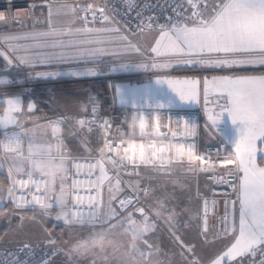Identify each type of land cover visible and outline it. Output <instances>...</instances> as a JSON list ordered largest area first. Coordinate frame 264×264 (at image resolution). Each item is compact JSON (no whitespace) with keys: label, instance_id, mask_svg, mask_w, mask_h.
Returning <instances> with one entry per match:
<instances>
[{"label":"snow or ice","instance_id":"snow-or-ice-1","mask_svg":"<svg viewBox=\"0 0 264 264\" xmlns=\"http://www.w3.org/2000/svg\"><path fill=\"white\" fill-rule=\"evenodd\" d=\"M106 9V4L47 0L46 12L35 22L42 28L0 34V58L5 71L13 66L24 67L30 70L29 78L95 76L105 57L117 58L118 62L109 65L111 72L143 71L155 77L154 84L150 79L142 86L116 85L122 106L138 112L171 110V101L162 93L166 85L180 101L202 105L209 122L204 127L210 135H219L223 154L220 149L214 156L205 154L207 162L198 164L204 157L198 154L197 144L185 141L198 135L199 125L188 119H177L175 129L170 122L167 131L162 132L157 118L152 135L174 139V149L152 140L147 146L141 141L137 150L134 132L128 135L116 129L112 134L106 120L97 123L96 119L73 117L78 128L91 133L92 125H96L101 133L94 155L88 140L82 139L86 155L74 156L61 134L68 117L25 127L19 117L31 113L36 105L25 103L23 94L8 95L2 100L5 107L0 113V169L7 171V182H0V200L7 198L11 202L9 214L18 215L21 226L26 220L37 221L35 215H25V210L39 211L43 218L54 217L67 229L65 254L94 256L97 260L93 264H163L155 238L161 231L158 223L167 228L171 240L181 248L185 264H243L246 256L264 254V72L202 79L171 75L175 65L264 67V0H181L175 15L166 23L137 13L135 30L121 25ZM148 33L155 34L153 42L142 45L136 37ZM130 55L139 57L138 61L123 60ZM77 62H83L84 67L37 71V66ZM13 83L23 81L0 77V86ZM91 112L97 114L95 106ZM225 114L233 125H242L237 138L220 127ZM147 127L142 119L141 137ZM215 158H219L222 172L217 173ZM173 164L186 165L193 174L216 173L211 179L231 189L220 197L224 212L215 232L209 226L210 208H216L218 202L215 193L209 201L197 190L202 212L185 210L189 220L200 221L198 234L203 243L224 242V247L207 261L197 257L195 244L186 243L178 234L181 226L190 227L187 221L180 220V213L165 199L155 198L149 203L154 189L142 188L139 179L124 180L121 175L127 172L129 176H139L141 166L149 165L153 172L169 174ZM81 189L85 195L80 194ZM4 215L0 211V217ZM77 228L86 233L73 239L72 232ZM45 233L51 257L65 252L48 229ZM25 249L31 255L27 242L18 251ZM51 257L36 264H54ZM13 264L29 262L16 259ZM259 264H264V259Z\"/></svg>","mask_w":264,"mask_h":264},{"label":"built area","instance_id":"built-area-1","mask_svg":"<svg viewBox=\"0 0 264 264\" xmlns=\"http://www.w3.org/2000/svg\"><path fill=\"white\" fill-rule=\"evenodd\" d=\"M69 3L73 4H87L92 3L94 5H103L106 4L108 6V9L111 10L112 15L115 17L117 21L121 23V25H126L129 29L135 30L136 24L138 23V16L137 13H141L142 16L148 17L151 16L155 19H157L160 23H166L168 17L175 15V9L177 6L181 3V0H131L132 7L129 8V0H68ZM47 0H0V15L4 17L3 20H0V33L6 32L11 29L12 25L15 24V22L18 19V14H24L26 18H29V7L30 6H46ZM106 9V10H108ZM99 11V9H96ZM97 26H99V23H97ZM20 69V68H18ZM14 89H18L17 87H14ZM22 91H24L27 94L33 93L35 86L31 84H24L22 87H20ZM143 114V116L146 118L148 127L145 129V132L151 131V133L155 130V124L157 121V118L159 119V123L161 126V131L165 132L167 131V128L171 122V125L173 129H175V122L177 119L183 120L188 119L190 121H195L198 127V135L196 137H189L185 142H195L197 144V152L198 154L202 155L204 159L201 161H198V164H204L207 162V155H212L216 153L218 149L223 154V147L221 145V140L219 138L218 134H213L214 141L210 144H202L201 143V123L204 121V109L201 107L197 112H191L186 114L181 113H172L168 111H136V110H127L125 108L119 107V105L115 102V99L110 96V109L107 114L99 115L96 114L90 115V116H83L77 117L81 119H86L87 121H92L93 119L97 120V123H100L102 121H108L111 125V132L112 134L116 133V129H119L121 133H127L128 135H131L133 133V129L130 127V123L132 120V117L134 115L139 116ZM61 117L49 119L45 122V124L48 123V121H54L57 119H60ZM25 127L26 125L22 123ZM93 131L91 133H88L86 129H80L77 127L76 123L74 122L73 126H70L67 124V121L62 125V135L65 137V131L69 130V132L77 137L82 139H87L88 144H91L92 141H96V148L99 147V136H100V130L96 127V125H92ZM139 122H137V128L135 130V143L137 144V150L139 143L143 141L145 145L148 144L149 137L143 136L141 137L139 134ZM3 138V137H2ZM1 138V139H2ZM125 139H128V136H125ZM151 140H157L158 142L163 143H172L175 144L176 141L174 139H165L162 136H156L151 135ZM162 144V143H161ZM127 146V145H125ZM93 150V155L95 154V149ZM215 162L217 164V173L223 171V166H221L219 158H215ZM176 166H181L187 169L186 165H179V164H173L171 166L170 175L173 176V169ZM227 167H232V165L228 164ZM128 171H131V168H129ZM140 175L136 176L133 174L132 176L127 175V172H122L121 175L124 180H137L139 179L141 181V187H150V183L152 179L159 177L160 173L153 172L152 166H141L140 168ZM216 173H205V172H199V173H191L188 177L194 182L196 193L197 190L200 191V187L203 183H206L209 185L208 189V198L212 200L215 198L219 201L223 202V199L220 197L225 194L229 193L231 189L225 184H218L215 183L211 177ZM83 179L84 177H79ZM151 188V187H150ZM125 191H128L127 188H125ZM195 193V196H196ZM200 193V192H199ZM81 195H85V190H80ZM201 194V193H200ZM201 196L205 197L204 194H201ZM198 199V198H196ZM200 200V199H199ZM30 211V210H25ZM39 212V211H36ZM24 244L18 245V246H0V264H13V261L16 259H19L21 261L28 260L29 264H36V262H42L44 259H48L51 257L52 250L47 248H36L31 246L32 252L31 255L28 254V250L25 249L24 251H18L23 247ZM52 258V257H51ZM261 259H264V254L257 252L255 256H246L244 258L243 264H259V261Z\"/></svg>","mask_w":264,"mask_h":264},{"label":"crops","instance_id":"crops-1","mask_svg":"<svg viewBox=\"0 0 264 264\" xmlns=\"http://www.w3.org/2000/svg\"><path fill=\"white\" fill-rule=\"evenodd\" d=\"M38 8V7H37ZM36 7L32 8V16L33 18H26L24 15H20L18 18V22L16 21L15 24L12 25L11 29L6 32H1L0 34L4 33H22L27 31H32L35 28H42L43 25H37L36 19L42 18V13L46 12V6H41L37 9ZM35 18V19H34ZM22 22V23H21ZM21 23V24H20ZM0 47H3V44L0 43ZM109 59L111 57H105V63L101 65L100 72L95 76H59L54 78H29L27 73L30 71L24 67H20V69L16 67H11L7 71L4 69V61L0 58V77L8 76L10 79L17 81L22 80L23 83H13L9 86H0V113L3 112L5 105L2 103V100L5 96L12 95V94H23V99L25 103L32 102L36 105V108L27 115H21L19 117L20 123H24L26 127L34 126V125H46L45 122L48 120V114H58V117H68L67 122H71L70 126L74 125L73 117H78L79 115L84 112L85 108L87 109L86 112L91 111L92 107L95 106L97 111L99 109V105L96 101L95 96L89 91L86 90L81 84L95 81V80H105L107 82L112 81H119L126 79L127 77L134 78V79H141L142 77L150 78L152 74H147L145 76H141L138 73H126V72H111L109 69ZM107 65V67L105 66ZM89 67L91 65H88ZM189 68H183V72L178 74V78H203V77H211L213 75H228L233 73H259L264 72V67H249V68H205V67H198L193 65H186ZM76 67H84L83 62H77L72 64H60V65H51V66H37V71H68L72 68ZM187 68V69H186ZM180 70V69H179ZM141 72V71H140ZM24 84H31L35 86L33 93L27 94L20 89ZM17 87L18 89H14ZM167 87L166 85L163 86L162 91L164 88ZM116 88V87H115ZM114 93V91H113ZM115 95V94H114ZM174 95V101L182 102L178 99V97ZM116 102L120 107L131 109L125 106H122L119 99H116ZM188 110L195 111L199 110L202 105H198L195 103H186ZM132 110V109H131ZM172 113H186V112H179L180 109H171V110H163ZM84 115V114H82ZM204 121H207L206 114L203 117ZM203 121V122H204ZM221 128L225 129L229 132L232 138H237L239 135V129L242 128V125L237 123L233 125L231 123L230 118L225 114V120L220 125ZM209 130V129H208ZM209 133V132H208ZM3 130L0 129V139L3 137ZM65 143L68 146V149L74 156H79L78 150L79 147L81 148L80 139L73 136L69 130H66L65 136ZM208 140L204 144H210L214 140V136L210 135L207 138ZM79 146V147H78ZM88 147H91V144H88ZM83 150V149H82ZM84 152V150H83ZM2 174H6V168L0 169ZM173 176L170 174H163L160 173L158 179L155 180L158 184H162V186L170 185L173 186L178 193L184 192L183 189H190L192 188L194 192V202L198 203V206L202 205V201L196 199L195 193L196 188L194 182L188 177L187 169L181 166H176L173 171ZM187 173V174H186ZM152 180L151 184L154 185L156 182ZM173 181H177L178 183H173ZM156 183V184H157ZM155 184V185H156ZM187 188H185V186ZM183 186V187H182ZM208 189L209 185L203 183L200 187V193L204 194V196L210 201L208 198ZM187 190L183 193L185 194ZM182 194V193H181ZM180 196V195H179ZM184 196V195H182ZM181 201L187 199V197L179 198ZM221 249H216V251L210 252V257L214 256L217 252ZM202 253L200 252V255ZM209 257V258H210ZM208 258V259H209ZM202 261H205L206 258L202 257Z\"/></svg>","mask_w":264,"mask_h":264},{"label":"rangeland","instance_id":"rangeland-1","mask_svg":"<svg viewBox=\"0 0 264 264\" xmlns=\"http://www.w3.org/2000/svg\"><path fill=\"white\" fill-rule=\"evenodd\" d=\"M33 7H36V8L40 7L41 8V6H30L28 8L29 13H30L29 18H31V17L33 18V16H32V14H33L32 8ZM20 15L24 16V14H18L17 17L20 18ZM154 36H155L154 33H148V34H145L143 37L138 36V37H136V39L142 45H148V44H152ZM138 59H139V57H137L135 55L123 57V60L125 62H135V61H138ZM114 62H118L117 58L111 57V59H109V65L111 63H114ZM105 66L107 67V65H105ZM185 67L189 68L186 65H175L171 69V75L178 77L177 75L181 74L184 71L183 68H185ZM198 67H200V66H198ZM125 72L126 73H138L139 72V75H141V76L151 74V73L143 72V71H141V72L140 71H125ZM178 72H181V73H178ZM183 73H186V72H183ZM150 79L153 81V84H154L155 77H153V76H151L150 78L142 77L141 79H134V78L127 77L126 79H123V80L112 81L111 82V89H112V92L114 91L113 98L115 100L119 99L117 89L115 88L116 85L142 86L144 84H147ZM162 93H163V96L165 99L171 101V103H172L171 109H180L181 111H179V112H186V113L198 111V110H195V111L188 110L185 102L174 101V95L171 92V90H169L167 87L164 88V91H162ZM132 110H135V109H132ZM163 110H169V109H162L159 111H163ZM144 111H155V110H150V109L142 110V112H144ZM87 113L89 115H87ZM186 113H181V114H186ZM82 114H84V115H82ZM82 114L79 115L78 117L83 118V116H90V115L92 116L93 115L91 111H88V112L84 111V112H82ZM73 122H75V121L73 120ZM206 123H207L206 121H204V122L202 121V123H201V142H202V144L206 143V141L208 140L207 138L209 136V133H208L209 130L204 127V125ZM67 124L70 125L71 122L68 121ZM79 139L81 140V138H79ZM85 155H86V153L82 152L78 157H82ZM187 173H186L187 175H191L190 172L187 171ZM5 175L7 177V172ZM157 179L158 178H154L152 180L155 181ZM155 184L152 185L150 183V187H151V189H154V193L149 198V201H148L149 203L153 202V200L155 198L165 199V201L169 207H174L176 209V211L178 213H180L179 218L181 221H182L181 218L184 215V213L179 209V205H180V202H183V201H181L179 198L187 197V199H189L188 203L190 205H193L194 207H197L198 210L202 212V205L198 206V203L194 202V192L195 191H193L191 187H190V189H183L184 192L186 190H187V192L184 194V196H182L184 192H181L182 194L178 193V191L173 186H170V185L162 186V184H158V183L156 185ZM187 186L188 185H186L185 188H187ZM217 201L218 202H217L216 208H214V209L210 208V211H209V226H210L211 232H215L217 230L218 219L220 216L223 215V212H224V202L219 201V200H217ZM8 204H11V202L7 198L0 200V208H3ZM26 212L27 211H25L24 214L27 216L35 215L37 217V221L26 220V221H24L23 225L21 226L19 216L9 214V211L7 212L9 214V218L14 217L16 221H15V225H12L13 228L10 230V232L6 236L5 240L3 241V243H2L3 245L14 247V246H18V245H21V244H24L25 242H27L31 246L36 247V248H47V249L52 250V248L47 244V236L45 233V229H48L51 232L52 237L57 240V245L59 247L65 248V252H59L54 257H52V259L54 260V264H93V261L97 260V258L94 256L80 257L77 255L65 254L66 250H67V245L65 242L69 241V236L67 234V229L65 228V225L62 222H57L54 217L43 218L39 212H34L33 214H29V213L27 214ZM185 219H186V216H185ZM187 220H188V216H187ZM50 226H53V230L49 229ZM58 227H61L63 229L60 235L55 234L54 229H56ZM158 227L161 229V231L159 232L158 236L155 238L157 239V242H158L159 247L161 249V253L159 256L160 260L163 262V264H185L183 257H181L180 259H176V253H175L174 249H175V247H178L179 245L171 240V238L169 237V233H168L167 228L162 223H158ZM84 233H86V230H81V229L77 228L76 230H74L72 232V238L75 239L77 236L84 234ZM216 245L218 246L216 248L222 249L224 247V242L223 241L217 242ZM185 256H188L189 258H191L189 256V254H187V253H185ZM97 264H99V261H97ZM113 264H114V262H113Z\"/></svg>","mask_w":264,"mask_h":264},{"label":"trees","instance_id":"trees-1","mask_svg":"<svg viewBox=\"0 0 264 264\" xmlns=\"http://www.w3.org/2000/svg\"><path fill=\"white\" fill-rule=\"evenodd\" d=\"M178 73H181V72H178ZM240 74H243V73H240ZM81 85L84 88H86V90H89L93 94V96H95L96 101L99 105V109L97 111V114H99V115L107 114L109 109H110V96L113 97V92L111 89V82H107L105 80H95V81L83 83ZM115 102H116V100H115ZM121 108H123V107H121ZM127 110H130V109H127ZM57 115L58 114H53V115L48 114L47 118H48V120L53 119V118H57L58 117ZM87 115H89V114L87 113ZM65 136H66V131H65ZM96 145H97L96 141L91 142L92 149L96 148ZM82 152H83L82 148L79 147V150H78L79 155ZM0 182H7L6 175L2 174L1 172H0ZM188 200L189 199H184L183 202H180L179 209L184 213V215L181 218L182 221L183 222L187 221L190 224V227L185 228V227L181 226L179 228V234L182 235V239H184L186 243L190 242V243H193L196 245L195 253H196L197 257H199L200 259L202 257H205L206 258L205 261H207L208 258L210 257V252L216 251V249H218V248H216V247H218L216 245L217 242L215 244L214 243L205 244L202 242V238L198 234V231H199L198 224L200 223V221L199 220H189V217L187 220L188 213L185 211L186 209L193 211V212L198 211V208L194 207L193 205H190L188 203ZM11 208H12V204H8L5 207L0 208V211L5 212V215L3 217H0V246H5L2 243L5 240L8 233L10 232V230L13 228L12 225H15V221H16L15 218L14 217L9 218V214L7 213L9 211V209H11ZM26 213L27 214L28 213L33 214L34 212L27 211ZM185 216H186V219H185ZM49 229L53 230V226H50ZM54 230H55L56 235H60L63 229L61 227H58ZM174 250L176 253V259H180L182 257L181 256V248L178 246V247H175ZM200 252L202 253L201 255H200ZM244 258H243V260H244Z\"/></svg>","mask_w":264,"mask_h":264},{"label":"clouds","instance_id":"clouds-1","mask_svg":"<svg viewBox=\"0 0 264 264\" xmlns=\"http://www.w3.org/2000/svg\"><path fill=\"white\" fill-rule=\"evenodd\" d=\"M142 119L146 121V118L143 116V114H141V115H139V116L134 115V116L132 117V120H131V123H130V127L133 129V132H134V133H135V130H136V128H137V122L140 123V121H141ZM146 122H147V121H146ZM139 134H140V133H139ZM151 135H152L151 131H148L147 133L145 132V133L143 134V136H147V137H149V139H148V143H151V142H152V140L150 139ZM160 143H162V144L164 145V147H166V148H170V149H174V148H175V145H173V144L170 143V142H168V143L160 142Z\"/></svg>","mask_w":264,"mask_h":264}]
</instances>
